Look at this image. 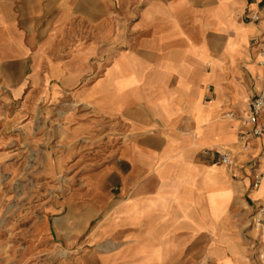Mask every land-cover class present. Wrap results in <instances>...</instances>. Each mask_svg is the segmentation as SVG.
Masks as SVG:
<instances>
[{"label":"crops","instance_id":"obj_1","mask_svg":"<svg viewBox=\"0 0 264 264\" xmlns=\"http://www.w3.org/2000/svg\"><path fill=\"white\" fill-rule=\"evenodd\" d=\"M259 9L264 0H0V168L9 146H59L71 169L103 160L45 208L29 264H52L55 244V264H260L250 224L264 208V140L243 148L238 136L264 87L254 47L264 21L245 17ZM79 19L109 20L87 33H128L102 49L96 77L94 45L68 46ZM109 131L103 154L78 151ZM19 241L0 237L12 243L1 264H21Z\"/></svg>","mask_w":264,"mask_h":264},{"label":"rangeland","instance_id":"obj_2","mask_svg":"<svg viewBox=\"0 0 264 264\" xmlns=\"http://www.w3.org/2000/svg\"><path fill=\"white\" fill-rule=\"evenodd\" d=\"M99 5V9H100ZM45 25L48 20H31V24ZM118 22L120 20H117ZM122 21V20H121ZM109 22L106 19L91 20V19H79L72 20V23H78L79 26H83V34L68 36V46L71 47L74 43H81L84 46L94 45L95 51L90 58L91 62L99 60L100 65L97 70H93L96 77L101 74L105 64V54L102 49L115 45L117 48L123 46V40L127 37L128 33H124L123 29L119 33L114 35H97L89 30L87 33L86 27L102 26ZM120 46V47H119ZM98 49V50H97ZM97 50V51H96ZM100 50V51H99ZM87 51V50H86ZM103 58V59H102ZM4 64L5 76L12 78L14 74L13 68L10 64ZM91 72H89L90 74ZM88 74V73H87ZM87 77V76H85ZM89 77V76H88ZM8 79V78H7ZM117 132L109 131L94 139L85 138V145L79 152L103 154L105 143L108 141L116 140ZM104 138V139H103ZM17 147V146H16ZM2 148H0V151ZM6 158L0 168V187L3 188V205L0 209V237L4 236L5 239L12 240V238L19 237V246L21 250V264H29L34 257L33 248L30 247L28 242L29 236H31V228L39 222V220L45 214V208L49 206H55L64 201L68 196L72 187L81 182L80 175L86 171H91L95 167L103 164V160L94 161L91 158H86L77 168H69L73 157L66 161H60V148L59 146L41 147V146H21L15 148L13 146L3 147ZM76 152V151H75ZM44 154H47L48 162L45 159ZM57 158V160L55 159ZM69 168V169H68ZM74 173V177L70 175ZM84 199H89V195H84ZM57 207V208H58ZM61 212V209L57 211L53 210L51 216H56ZM256 211L252 212L250 226L256 228L252 223L253 217ZM257 229V228H256ZM254 230V245L255 258L259 259L260 264H264V222L258 230ZM262 235L263 237H261ZM261 237V238H260ZM259 242V244H258ZM61 248L59 244L53 245L50 255L53 257L52 264H55L58 259H54L58 251ZM12 243L5 242L0 243V259H11ZM58 258V257H56ZM257 259V260H258ZM257 261L256 259H254ZM8 262V261H7ZM5 262L4 264H7ZM1 264V263H0Z\"/></svg>","mask_w":264,"mask_h":264},{"label":"built area","instance_id":"obj_3","mask_svg":"<svg viewBox=\"0 0 264 264\" xmlns=\"http://www.w3.org/2000/svg\"><path fill=\"white\" fill-rule=\"evenodd\" d=\"M246 19L250 23H259L264 21V9L252 10L246 14ZM255 52L257 55V65H264V31L254 40ZM238 136L243 148H248V142L254 139L264 140V87L258 90L249 99L247 104V113L238 118ZM220 160L222 163L231 164V158L228 153H221ZM259 164L253 166V182L252 188L259 185L261 172L258 168ZM264 221V208L259 206L254 214L252 223L258 229Z\"/></svg>","mask_w":264,"mask_h":264}]
</instances>
